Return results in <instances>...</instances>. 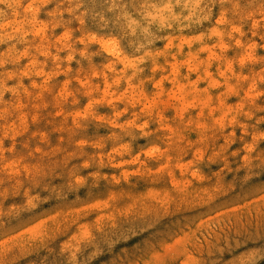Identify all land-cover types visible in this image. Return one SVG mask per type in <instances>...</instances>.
Returning a JSON list of instances; mask_svg holds the SVG:
<instances>
[{
  "label": "rangeland",
  "instance_id": "obj_1",
  "mask_svg": "<svg viewBox=\"0 0 264 264\" xmlns=\"http://www.w3.org/2000/svg\"><path fill=\"white\" fill-rule=\"evenodd\" d=\"M0 264H264V0H0Z\"/></svg>",
  "mask_w": 264,
  "mask_h": 264
}]
</instances>
